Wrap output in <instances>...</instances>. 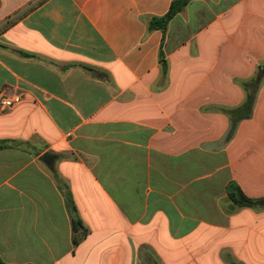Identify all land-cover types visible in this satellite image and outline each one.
Segmentation results:
<instances>
[{
    "label": "crops",
    "instance_id": "1",
    "mask_svg": "<svg viewBox=\"0 0 264 264\" xmlns=\"http://www.w3.org/2000/svg\"><path fill=\"white\" fill-rule=\"evenodd\" d=\"M173 1L0 0L4 264H264V0Z\"/></svg>",
    "mask_w": 264,
    "mask_h": 264
},
{
    "label": "trees",
    "instance_id": "2",
    "mask_svg": "<svg viewBox=\"0 0 264 264\" xmlns=\"http://www.w3.org/2000/svg\"><path fill=\"white\" fill-rule=\"evenodd\" d=\"M187 3V0H175L172 2L171 7L168 11V13L159 18H153L150 27L153 29L159 28L162 30L166 29L167 24L169 21L175 16V14L180 11ZM253 92V91H251ZM254 101V94L248 93L247 100L244 103V105L231 112L233 122L236 123L237 120L249 116L250 110L252 108ZM227 193L230 197V199L237 205V206H255V205H263L264 204V198L262 199H252L246 196L241 188L236 183H229L227 186ZM67 203L69 205V208L75 211V206L73 204V200L69 192L66 193ZM72 228L74 232L73 237V243L74 245H78L79 242L83 239L85 235V229L83 227V224L78 216L73 218L72 220ZM0 264H4L0 261Z\"/></svg>",
    "mask_w": 264,
    "mask_h": 264
},
{
    "label": "built area",
    "instance_id": "3",
    "mask_svg": "<svg viewBox=\"0 0 264 264\" xmlns=\"http://www.w3.org/2000/svg\"><path fill=\"white\" fill-rule=\"evenodd\" d=\"M23 99L22 94H15L12 96L6 95L4 92L0 93V110H7L12 108Z\"/></svg>",
    "mask_w": 264,
    "mask_h": 264
},
{
    "label": "rangeland",
    "instance_id": "4",
    "mask_svg": "<svg viewBox=\"0 0 264 264\" xmlns=\"http://www.w3.org/2000/svg\"><path fill=\"white\" fill-rule=\"evenodd\" d=\"M22 13H23V11H20L19 13L15 14L13 17H11L10 21L11 22L15 21L17 18L20 17V14H22Z\"/></svg>",
    "mask_w": 264,
    "mask_h": 264
},
{
    "label": "water",
    "instance_id": "5",
    "mask_svg": "<svg viewBox=\"0 0 264 264\" xmlns=\"http://www.w3.org/2000/svg\"><path fill=\"white\" fill-rule=\"evenodd\" d=\"M47 159L51 161V158L48 155L45 156V160H47Z\"/></svg>",
    "mask_w": 264,
    "mask_h": 264
}]
</instances>
